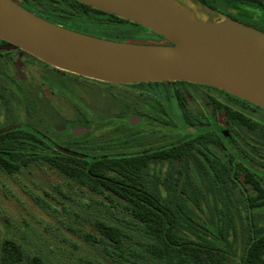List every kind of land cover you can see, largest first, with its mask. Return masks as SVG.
Instances as JSON below:
<instances>
[{"label":"rangeland","instance_id":"1","mask_svg":"<svg viewBox=\"0 0 264 264\" xmlns=\"http://www.w3.org/2000/svg\"><path fill=\"white\" fill-rule=\"evenodd\" d=\"M179 1L197 20L224 18L220 14H207L196 0ZM219 9L240 21L258 16V9L246 4L230 8L219 5ZM260 11L264 21V10ZM119 29L131 36L133 43L165 45L145 28ZM176 88L165 83H99L55 70L10 44L0 43V128L18 124L27 131L33 130L42 141L38 146L44 150L56 143L94 156L137 153L184 137V130L177 125L179 119L184 118L185 111L201 113L200 105L220 124L227 119L195 87L187 89L193 92L186 96L187 109L180 107L174 94ZM167 107H170L167 114L159 112ZM139 115H143V121L131 124L130 117ZM232 122L231 144L221 140L223 146L209 143L201 147L223 164L233 153L237 154L235 182L230 181V176H221L223 191L218 200H214L208 191V180L201 175L199 160L203 157L195 154L186 162L203 213L235 222L237 237L230 252V264H236L237 246L247 230L246 196L256 195L246 173L264 190V131H250L238 121ZM167 168L166 162L154 161L147 173L156 180ZM123 204L106 193L91 192L66 178L43 158L30 161L14 174L0 169V242L4 238L19 242L28 253L41 255L49 264H157L144 252L142 244L146 236ZM253 215L258 224H264V205L253 210ZM95 220L123 231L125 238L120 250L85 239L86 234L99 236Z\"/></svg>","mask_w":264,"mask_h":264},{"label":"trees","instance_id":"2","mask_svg":"<svg viewBox=\"0 0 264 264\" xmlns=\"http://www.w3.org/2000/svg\"><path fill=\"white\" fill-rule=\"evenodd\" d=\"M23 1L28 10L34 9L36 15L88 35L132 42L131 36L119 28H143L76 0ZM196 1L234 20L233 16L220 10L219 5L230 8L246 4L257 8L260 13V10H264L263 0ZM261 19L259 15L255 21H237L264 32V21ZM153 34L164 41L165 45L169 44L161 36ZM165 83L175 84L176 87L195 85L182 81ZM174 94L179 106L184 108V100L177 88ZM227 118L232 121L234 119L229 114ZM216 132H220V128L209 124L195 129L193 134L189 131L183 140L160 147L137 153H103L94 156L56 143L49 150H44L38 146L42 141L37 137V132L27 131L23 126L15 124L0 128V169L14 174L30 161L43 158L60 174L89 191L106 193L124 202L123 207L146 236L142 244L144 252L157 264H230V252L237 237L235 222L233 219H214L213 215L207 217L203 213L200 195L189 175L186 162L195 154L204 158L199 160L200 172L208 180V191L213 194L214 200H218L223 191L220 188L223 183L221 176H230V181L235 182L236 156L228 157L227 163L223 164L202 151L201 147L213 143ZM225 142L230 144L228 137H225ZM154 161L168 164L167 170L157 175L156 180L150 179L147 173L150 163ZM246 176L256 195L255 198L246 196L249 208L247 230L237 246L239 253L236 264H264V224H258L253 215V210L264 205V190L250 173H246ZM94 226L99 236L86 234L84 237L87 241L101 244L105 248L113 246L121 249L125 234L118 226L102 220H95ZM0 264L49 263L39 254L28 253L21 243L4 238L0 242Z\"/></svg>","mask_w":264,"mask_h":264},{"label":"water","instance_id":"3","mask_svg":"<svg viewBox=\"0 0 264 264\" xmlns=\"http://www.w3.org/2000/svg\"><path fill=\"white\" fill-rule=\"evenodd\" d=\"M76 1L135 23L169 44L88 35L52 23L13 0H0V40L86 79L119 85L182 81L225 91L264 109V32L230 17L197 20L179 0ZM201 7L209 15L218 14Z\"/></svg>","mask_w":264,"mask_h":264},{"label":"flooded vegetation","instance_id":"4","mask_svg":"<svg viewBox=\"0 0 264 264\" xmlns=\"http://www.w3.org/2000/svg\"><path fill=\"white\" fill-rule=\"evenodd\" d=\"M13 1H15L17 4H19L26 10H28L26 3L23 0H19V1L13 0ZM30 12L34 13L35 11L34 9H31ZM258 18L259 16L250 18V19L255 21ZM15 49H18V48L15 47ZM161 83H165V82H159L158 84H161ZM144 84H148V83H144ZM131 85H135V84H131ZM171 85H175V84H171ZM188 87H195V88L201 89V92L206 95L207 97L206 99H208L209 102L211 101L212 108H214V110L221 111L226 118H227V114H229L230 116L234 117L236 121L240 123V126L245 127L250 131H257V132L262 131V130L264 131V109L254 104H251L245 100H242L238 97H235L225 91H222V90H219L213 87L199 85V84H195L194 86L184 85V86L178 87L177 89L179 90L180 95L183 98L184 103H185V107H186L185 110L187 109V102H188L186 99V96L189 97L193 93L187 90ZM200 107H201V113L194 115V114H191L189 111H185L183 113V117L185 118V121H183L184 118L179 119L180 123H178L177 125L178 127H181L185 132V136L180 138L179 140H183L185 137H187L189 134V131L191 132V134H193L195 129H200L202 126L205 127V126H208L209 124H213L220 128V132L214 133L213 144L216 146L217 145L223 146V144H221L222 143L221 140L225 141V137H228L229 142L231 144L232 139H233L232 138L233 129L230 126L231 124H233L232 120H228L227 118L223 124H220L219 122H217V120L213 116H211L203 108L202 105H200ZM159 112L167 114V112H170V107H167L165 110L160 108ZM130 120L138 121L139 123H141L143 121V115L134 116L132 118L130 117ZM146 124L155 125L153 122H147ZM79 132L80 131H77V133ZM210 156L212 158L217 159L220 163H222L219 160V158L215 157L214 155H210ZM235 156H236V160L234 161V163L238 160L237 154L234 153L233 157Z\"/></svg>","mask_w":264,"mask_h":264},{"label":"crops","instance_id":"5","mask_svg":"<svg viewBox=\"0 0 264 264\" xmlns=\"http://www.w3.org/2000/svg\"><path fill=\"white\" fill-rule=\"evenodd\" d=\"M264 1V0H263Z\"/></svg>","mask_w":264,"mask_h":264}]
</instances>
